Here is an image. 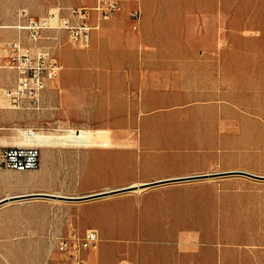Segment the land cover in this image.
I'll return each instance as SVG.
<instances>
[{
  "label": "rangeland",
  "instance_id": "374dc122",
  "mask_svg": "<svg viewBox=\"0 0 264 264\" xmlns=\"http://www.w3.org/2000/svg\"><path fill=\"white\" fill-rule=\"evenodd\" d=\"M48 3L0 0V26L18 24L22 10L45 17L63 5L51 1L46 9ZM199 3L208 11L185 16L177 41L185 47L184 79L162 81L146 108L143 95L131 96L137 105L128 114L131 128L105 127L107 113L97 101L79 126L53 122L34 128L73 135L84 129L112 146L46 148L61 155L50 163L54 176L44 175L42 162L38 169L15 171L16 180H37L21 195L50 187L52 193L83 196L211 172L264 176V0L194 1L195 7ZM86 50L63 39L60 53L79 58ZM110 102L119 108L118 97L107 96ZM40 149L42 157L45 148ZM22 204L25 233L0 242V264H68L54 238L71 229L99 232L98 246L85 254L89 264H264V179L244 174L84 201L44 197Z\"/></svg>",
  "mask_w": 264,
  "mask_h": 264
},
{
  "label": "crops",
  "instance_id": "0c3cea01",
  "mask_svg": "<svg viewBox=\"0 0 264 264\" xmlns=\"http://www.w3.org/2000/svg\"><path fill=\"white\" fill-rule=\"evenodd\" d=\"M37 1H48V9L51 1L57 0ZM58 1L63 2L59 6L62 8L73 5L93 6L96 2ZM194 1L205 0L124 1L115 17L100 22V28L92 33L90 46L84 48L87 50L82 51L79 58L69 51L60 53L61 47L56 51L61 63L60 55L63 58L65 69L63 65L60 76L45 89L42 108L37 111L5 107L4 91L15 85L16 75L13 70L3 67L5 60L2 58L4 51L1 46L4 42L18 38L19 34L12 26H0V156L5 148L21 145L20 131L28 127L33 130L39 125H51L53 122H58L61 127L81 125L79 122L88 118L90 104L96 101L103 103L102 111L107 113L105 127L131 128L126 124L130 122L128 114L137 107L131 96L135 98L137 94L143 95L145 103L141 107L146 108L153 103L148 95L153 89L163 88L160 84L162 81L184 79L187 63L185 47L182 41L180 46L177 45L185 23L183 18L192 16L195 10L208 11L200 3L195 7ZM135 8L141 12L138 21L130 17L131 10ZM90 21L97 22L95 15H92ZM58 34L65 41V33L60 31ZM109 95L119 98V108L114 102L107 103ZM162 101L157 100L158 103ZM109 142L112 146V142ZM44 150L41 157L42 166L45 167L43 171L46 177L51 178L55 169L50 163L58 160L61 155L50 153L46 148ZM15 171L0 164V202L4 200L0 203V242L25 233V206L21 203L23 200L39 198H16L25 186L18 182L20 178L15 179ZM51 182L48 181V184ZM45 192L52 193L50 187Z\"/></svg>",
  "mask_w": 264,
  "mask_h": 264
},
{
  "label": "built area",
  "instance_id": "2783aa9c",
  "mask_svg": "<svg viewBox=\"0 0 264 264\" xmlns=\"http://www.w3.org/2000/svg\"><path fill=\"white\" fill-rule=\"evenodd\" d=\"M124 1L96 0L93 6L58 7L45 17H33L22 10L18 24L13 26L19 37L1 46L5 60L3 67L13 70L16 75L15 85L4 91L5 107L40 110L45 89L63 71V64L56 54L63 45L58 32L65 33L66 44L87 48L93 31L100 28V22L115 17ZM92 15L97 22L90 21ZM140 15L138 8L130 12L134 21H138ZM26 133L24 130V135ZM0 157V164L6 169L30 171L41 166V149L36 144L7 147ZM99 240L96 229H86L83 233L71 229L66 236L54 238V245L67 256L68 264H89L85 254L95 249Z\"/></svg>",
  "mask_w": 264,
  "mask_h": 264
},
{
  "label": "bare ground",
  "instance_id": "6f19581e",
  "mask_svg": "<svg viewBox=\"0 0 264 264\" xmlns=\"http://www.w3.org/2000/svg\"><path fill=\"white\" fill-rule=\"evenodd\" d=\"M20 132L22 136L21 145L36 144L43 148H50L51 146L56 145V144H66L70 146L78 145V146H84V147H90V146L109 147L111 146V143L109 142L108 139L101 140L99 136L92 134L91 131L84 130V129L81 130V134L78 133L77 135L76 134L75 135L66 134V133L52 134V133H45V132H40V131H33L31 129L27 130V133L25 135H24V131L21 130ZM95 133L100 134L99 131H96ZM19 182L24 184V186H28V185L36 184L37 180L36 179H31V180L20 179ZM143 183L145 182H133L130 185L137 186V189H134L133 191L139 192L145 189L141 187Z\"/></svg>",
  "mask_w": 264,
  "mask_h": 264
},
{
  "label": "water",
  "instance_id": "95a60500",
  "mask_svg": "<svg viewBox=\"0 0 264 264\" xmlns=\"http://www.w3.org/2000/svg\"><path fill=\"white\" fill-rule=\"evenodd\" d=\"M233 174H244L249 177L257 178V179H264V176L256 175L249 172L244 171H226V172H211V173H202V174H195L190 176H182V177H174V178H165V179H159L151 182H145L141 185L142 188H150L158 185L163 184H169V183H175V182H184V181H192V180H201V179H207V178H215V177H221L226 175H233ZM134 189H137V186H125L105 191H100L88 195L83 196H67V195H61V194H55V193H32V194H22L20 196H17L16 198H28V197H51V198H57L62 200H68V201H84V200H90L100 197H105L109 195L124 193L133 191ZM4 201V200H2ZM2 201L0 203H2Z\"/></svg>",
  "mask_w": 264,
  "mask_h": 264
}]
</instances>
